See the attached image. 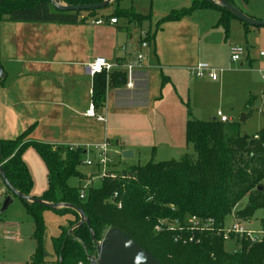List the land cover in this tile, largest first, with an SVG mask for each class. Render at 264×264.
I'll list each match as a JSON object with an SVG mask.
<instances>
[{"label":"trees","instance_id":"obj_1","mask_svg":"<svg viewBox=\"0 0 264 264\" xmlns=\"http://www.w3.org/2000/svg\"><path fill=\"white\" fill-rule=\"evenodd\" d=\"M65 4H94L103 0H59ZM118 0H112L117 3ZM234 5L233 0H226ZM244 2V0H241ZM213 8L219 12L216 24L228 31L229 19L235 17L229 10L205 0H191V6L176 9L165 16L179 19L193 9ZM94 15V9L84 10ZM82 11L60 10L50 0H1L0 22L13 21L77 23L84 19ZM121 18L138 26L148 15L133 8L115 7L105 16ZM236 18V17H235ZM247 28L248 24L243 22ZM147 32L139 36L149 43ZM3 76L0 78V83ZM125 81L123 73H112L110 83L119 86ZM253 97L245 102L248 106ZM91 101L99 110L105 101V74L92 76ZM29 126L14 138L0 139V165L4 177L17 191L29 195L32 187L28 169L22 160V152L31 145L46 167L47 186L38 198L50 203H70L78 206L88 225L81 224L67 230L79 220L78 213L67 207L54 208L70 212L73 219L59 236L54 237L53 247L57 264H91L88 256L95 253V243L107 228L115 226L134 239L155 256L160 264H243L241 250H225L224 241L211 233L197 234L199 242L181 244L171 240V233L153 230L157 218L167 216L182 219L184 214L211 217L221 225L227 216L249 221L253 213L264 207V112L263 124L253 135L239 132V121L220 122L216 119L201 120L187 114L184 125L185 143L193 153H185L178 159L153 161L130 165L121 171L123 177L101 180L99 187H88L86 197L80 199L79 189L68 180L81 177L77 169L81 150H68L65 145H53L28 138ZM116 193L115 202L109 201ZM246 198L243 207L237 203ZM121 206L117 207L116 202ZM25 202V201H24ZM27 210L34 218V253L30 264L42 259V221L39 210L42 204L27 203ZM264 227V219H262ZM94 240V241H93ZM248 255L252 264H264V240L252 245Z\"/></svg>","mask_w":264,"mask_h":264},{"label":"rangeland","instance_id":"obj_2","mask_svg":"<svg viewBox=\"0 0 264 264\" xmlns=\"http://www.w3.org/2000/svg\"><path fill=\"white\" fill-rule=\"evenodd\" d=\"M244 3L245 8L241 0H234V5L247 15L264 20V0H244ZM190 6L191 0L184 3L179 0H118L92 12L109 14L115 7H133L148 15L141 28L148 33L149 45L154 48L151 55L158 58L156 65L160 66L148 69L146 108L153 113L150 123H140V118L132 114V109L124 108L120 114L108 103L105 114L98 111L105 116V121L99 123L100 136L107 138V153L118 169L144 164L150 159H178L185 153H193L192 147L185 143L184 126L179 129V119H186L188 113L191 117L208 120L215 109H220L232 121H239L240 115L245 114V119L239 122V132L243 135H253L263 124L264 80L261 74L264 58L259 56V51H264V26L248 25L246 32L243 22L231 17L225 36L222 27L216 24L218 12L213 8L193 9L179 19L165 18L173 10ZM235 45L241 46L244 51L237 61L232 62L228 47ZM196 62H206L223 70L214 82L207 78L198 79L189 70ZM249 96L253 99L246 106ZM137 125H141L140 131L132 128ZM30 129L33 130L34 126ZM31 130L28 138L43 141L41 136H31ZM133 137L139 144L131 157L124 158L122 143ZM21 157L32 180L30 192H41L47 184L43 160L31 145L24 149ZM84 158L85 155H81V159ZM77 169L81 177L70 178L68 183L71 186L78 189L100 186V179L95 177L86 184L87 178L94 176V167L80 163ZM7 197L10 202L3 207ZM245 203L244 197L236 207L241 208ZM39 213L42 221V259L37 264H57L52 239L67 227L73 215L48 207H41ZM231 215L226 217V222L230 221ZM262 219L264 207L257 209L245 225L253 230L263 229ZM33 234L34 218L28 212L26 203L3 185L0 188V264H30L29 258L36 245ZM252 247L240 242L234 245L230 241L225 243L226 251L241 250L243 264H252L248 256Z\"/></svg>","mask_w":264,"mask_h":264},{"label":"crops","instance_id":"obj_3","mask_svg":"<svg viewBox=\"0 0 264 264\" xmlns=\"http://www.w3.org/2000/svg\"><path fill=\"white\" fill-rule=\"evenodd\" d=\"M110 14L98 13L90 17L87 11H82L80 17L84 20L70 24L6 19L0 22V65L3 69L0 139L14 138L29 126H34L31 136H41L43 142L53 145H93L105 139L100 136V121L84 115L91 102L92 91V77L86 70V64L97 56L108 61L122 60V64L132 59L138 48L139 36L144 33L141 26L146 21L140 26L121 18L115 24L107 21L93 23L96 18ZM245 31H248V26ZM141 51L144 53L143 66L134 70L131 88L124 83L111 85L110 76L114 72L104 73L105 101L97 112L106 111L108 103L120 114L124 108L132 109L140 123H150L153 113L146 108L148 69L160 66L156 65L158 58L151 55L154 48L149 43ZM245 56L250 62L248 55ZM213 117L214 114L210 119ZM186 119H179V129L183 128ZM132 128L140 131L141 125ZM136 140L133 137L124 141L122 151L132 150L134 153L139 144ZM86 153L89 152L81 155ZM43 190L29 195L38 197Z\"/></svg>","mask_w":264,"mask_h":264},{"label":"built area","instance_id":"obj_4","mask_svg":"<svg viewBox=\"0 0 264 264\" xmlns=\"http://www.w3.org/2000/svg\"><path fill=\"white\" fill-rule=\"evenodd\" d=\"M105 21H107L109 24L117 23V19L115 17L96 18L93 23L103 24ZM138 43V48L133 53V58L124 64H122V60L108 61L102 56L95 57L92 61L86 64V70L88 74L92 77L95 73L100 72H104L107 75L112 72H120L124 75L125 86L127 88H131L133 86L134 70L143 66L142 60L144 58V53H142L141 49L147 47L146 41H140ZM243 51L244 49L241 46H231L229 48V60L232 62L237 61ZM259 56L264 58V51H259ZM189 70L192 76L198 79L207 78L211 81H215L218 79V75L223 69L210 66L206 62H196L189 68ZM261 77L264 80V71L262 72ZM84 115L99 121H105V116L97 112L92 101L88 104L87 109L84 111ZM213 119H216L220 122L231 121L230 117L220 109L215 110ZM65 146L68 148V150L80 149L81 153L89 152L86 153L84 159L80 160L81 164L94 167V176H89L86 180V184H88L90 179L93 177L100 179V181L105 178L115 179L118 177H123V175H121L122 170L116 169L113 159L107 153V138L93 145L77 143L68 144ZM90 154L92 156H90ZM86 190L87 187L84 186L79 188L78 196L80 199L85 198ZM115 197L116 193H113L110 196L109 201L115 202ZM116 206L120 207L121 202H116ZM231 216L232 218L229 222L224 220L223 223L218 226L211 217L203 218L198 215L184 214L182 219H178L163 216L156 219L153 225V230L156 233L169 232L171 233V240L175 243L179 242L181 244L199 242L200 238L197 236V234L201 233H211L214 236L220 237L224 243L230 241V243H233V245L236 242H240L241 244L245 243L247 246H252L261 243L264 240V228L260 230L250 229L245 225V222L248 221L236 218L234 215ZM90 257H92L90 263L93 264L96 261L95 253ZM78 264H81V262Z\"/></svg>","mask_w":264,"mask_h":264},{"label":"water","instance_id":"obj_5","mask_svg":"<svg viewBox=\"0 0 264 264\" xmlns=\"http://www.w3.org/2000/svg\"><path fill=\"white\" fill-rule=\"evenodd\" d=\"M1 1V0H0ZM55 7L64 11H84V10H96L106 6L111 0H103L94 4H65L59 0H50ZM210 3H215L216 5L229 10L237 19L251 26H264V20H259L247 15L242 9L236 7L235 5L227 2L226 0H205ZM243 2V1H242ZM245 8V3L243 2ZM3 76V69L0 65V78ZM245 119V114H241L239 122ZM132 150H123L122 157L127 158L132 156ZM5 185L13 194L21 198L27 203L35 202L42 204L48 208L54 209L58 207H67L75 210L79 215V220L73 224L68 230L67 235L71 232V229L75 226L86 224V220L82 210L70 203H50L44 201L38 197H32L30 195H25L16 189H14L7 179L4 177L3 170L0 165V188ZM10 202V198H5L3 202V207H5ZM94 241V240H93ZM95 243V255L96 261L93 264H160L158 259L153 256L148 250L139 245L134 239L124 233L122 230L115 226H111L106 229L102 238ZM89 260L92 257L88 256Z\"/></svg>","mask_w":264,"mask_h":264}]
</instances>
